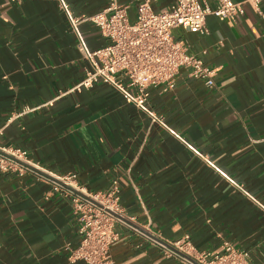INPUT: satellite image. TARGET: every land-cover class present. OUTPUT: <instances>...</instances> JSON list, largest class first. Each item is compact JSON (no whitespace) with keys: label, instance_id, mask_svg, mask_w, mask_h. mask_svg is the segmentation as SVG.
Instances as JSON below:
<instances>
[{"label":"crops","instance_id":"crops-1","mask_svg":"<svg viewBox=\"0 0 264 264\" xmlns=\"http://www.w3.org/2000/svg\"><path fill=\"white\" fill-rule=\"evenodd\" d=\"M65 1L76 17L108 5ZM136 2L121 0L133 4L132 20ZM206 27L173 36L216 70V86L181 68L174 89H150L153 117L104 82L72 90L90 63L59 0H0V146L26 151L44 172L76 173L91 192L118 181L126 224L113 264H190L152 241L185 235L198 252L222 254L230 243L264 264V1L260 13L211 15ZM80 31L92 50L107 44L92 22ZM78 230L71 199L51 183L0 170V264H85L71 259Z\"/></svg>","mask_w":264,"mask_h":264},{"label":"built area","instance_id":"built-area-1","mask_svg":"<svg viewBox=\"0 0 264 264\" xmlns=\"http://www.w3.org/2000/svg\"><path fill=\"white\" fill-rule=\"evenodd\" d=\"M155 1L137 0L136 17L132 20L129 12L133 4H124L121 0H108L104 10L80 17L73 14L65 0H59L77 35L79 47L90 63L85 78L72 90L89 89L104 82L119 90L127 102L154 117L145 104L150 89L160 85L174 89L181 68L189 69V76L204 80L207 87L216 86V70L190 54L185 44L174 38L173 30L183 28L205 35L208 33V16L235 22L245 13L246 6L260 13L264 0H217L215 7H211L207 0H176L171 7L160 12L153 9ZM84 22H92L100 30L107 40L105 46L96 50L89 48L80 31ZM0 170L19 176L35 174L51 183L54 193H62L71 199L80 236L78 246L71 249L72 261L113 264L111 247L120 239L117 225L126 224V215L120 206L118 181H114L106 192H91L78 182L76 173L57 176L44 172L28 159L26 151L4 146H0ZM152 241L170 255H186L190 264H253L248 252L237 250L230 243H225L224 253L217 254L198 252L189 235L173 243L158 236Z\"/></svg>","mask_w":264,"mask_h":264},{"label":"water","instance_id":"water-1","mask_svg":"<svg viewBox=\"0 0 264 264\" xmlns=\"http://www.w3.org/2000/svg\"><path fill=\"white\" fill-rule=\"evenodd\" d=\"M169 246V245H168ZM170 247V246H169Z\"/></svg>","mask_w":264,"mask_h":264}]
</instances>
